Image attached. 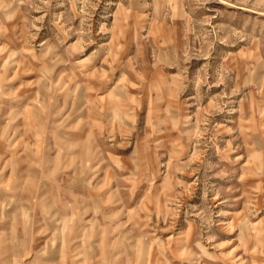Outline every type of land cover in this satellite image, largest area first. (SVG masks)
Returning <instances> with one entry per match:
<instances>
[{
    "label": "rangeland",
    "instance_id": "rangeland-1",
    "mask_svg": "<svg viewBox=\"0 0 264 264\" xmlns=\"http://www.w3.org/2000/svg\"><path fill=\"white\" fill-rule=\"evenodd\" d=\"M0 264H264V0H0Z\"/></svg>",
    "mask_w": 264,
    "mask_h": 264
}]
</instances>
